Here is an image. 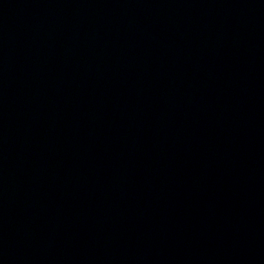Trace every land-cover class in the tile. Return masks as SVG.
Returning a JSON list of instances; mask_svg holds the SVG:
<instances>
[{"label": "water", "instance_id": "1", "mask_svg": "<svg viewBox=\"0 0 264 264\" xmlns=\"http://www.w3.org/2000/svg\"><path fill=\"white\" fill-rule=\"evenodd\" d=\"M0 264H264V0H0Z\"/></svg>", "mask_w": 264, "mask_h": 264}]
</instances>
